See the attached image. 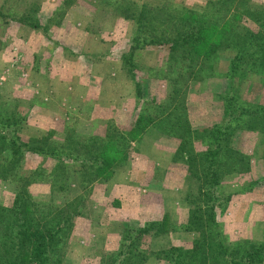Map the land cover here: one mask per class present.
Instances as JSON below:
<instances>
[{
    "label": "rangeland",
    "instance_id": "rangeland-1",
    "mask_svg": "<svg viewBox=\"0 0 264 264\" xmlns=\"http://www.w3.org/2000/svg\"><path fill=\"white\" fill-rule=\"evenodd\" d=\"M141 16L140 42L173 34L180 22L188 28L191 17L264 37V0H0V131L14 132L23 152L13 155L0 137V209L20 194L41 225H61L49 264H168L170 248L191 249L204 230L229 254L195 264H264V255L246 262L238 251L264 241V123L223 119L225 94L234 106H264V69L250 51L228 83L234 43L191 80L179 73L189 62L179 51L170 59L166 45L131 49ZM182 87L184 107L176 106ZM12 120L18 125L8 127ZM215 124L224 164L209 199L182 132L190 129L191 149L201 152ZM25 145L53 147L61 159ZM208 206L214 211L198 210ZM201 216L216 223L201 228ZM153 221L162 224L123 241L127 225Z\"/></svg>",
    "mask_w": 264,
    "mask_h": 264
},
{
    "label": "trees",
    "instance_id": "trees-1",
    "mask_svg": "<svg viewBox=\"0 0 264 264\" xmlns=\"http://www.w3.org/2000/svg\"><path fill=\"white\" fill-rule=\"evenodd\" d=\"M218 9L221 10L220 7H218ZM216 13L218 14L217 11ZM194 15L195 17L200 16L199 14ZM191 19L195 22V24L189 25L188 28L182 25L184 24V22H180V24L176 25L172 29L174 31L173 34L171 33L168 35L162 32L160 33V37H156L157 39L155 40L140 42L138 32L141 30L140 28L142 16L139 17L136 21L137 34L135 35L134 40L132 39L134 46H132L131 49H136L135 46L145 47L148 45H166L169 48L170 59L172 56L171 54H175L179 51L182 59L187 58L189 60L188 64L182 67V69H179V73L185 74L186 77L187 75H189L191 80L197 81L204 78V70L209 67L213 68V65H210L209 63L210 55L212 54V52H214L215 50L217 52L218 50H227L223 48H226L227 46L232 47V44L239 43L237 50L232 57L231 64H233V66H230L231 69L228 70L229 74L226 81H228V83H231L234 80V75H236L237 72L236 63H239L242 60V57L250 51H252L251 55L253 58V65L255 67L260 66L264 69L263 36L249 32L247 35L242 37L237 33L235 34L233 32H229L228 30L233 31V28H227V25L223 27L221 33L220 30L215 27L218 24V20L220 19L219 17L213 20V24L202 23L200 25L197 24L199 23V19L195 20L194 17H191ZM29 23L32 27H37V22ZM227 32L229 33V35H232L233 33V40L227 38ZM226 38L229 39V42L224 44V39ZM239 39H242V41ZM229 47L228 49H230ZM123 58L125 59L127 57L124 56ZM217 58L218 55L215 56L214 61H216ZM129 66L130 67L128 68V71L131 75H133L132 71L135 66L132 63ZM174 77L176 79L180 78L181 76L179 75L176 77L175 75ZM184 84L185 83H183V85ZM181 90V102L180 99H178L176 106H178V104L180 103L181 107H184V99L186 98L185 95L186 92L188 93V89L182 87ZM137 93H140L138 94L139 96L142 95L139 89L137 90ZM225 118H231L233 120H242L244 118H248L250 121V125L252 121H254L255 123L260 121L264 123V106L257 105L254 108L234 106L231 97L228 94H225L223 105V119ZM15 120L9 121V124L7 126L15 127L16 125H18ZM22 121L23 119L20 120V122ZM178 121L179 120L174 122V126L180 129V126L182 127V124L178 126L179 123H181ZM222 128L223 127L220 124H215L214 127L209 130L210 137L209 139H206V148L201 152H195L191 149L193 146L191 143V135L189 140L186 136L190 129L188 128L187 131H183L182 129L183 136L181 149H186V162L188 164V167H190L189 169L193 173L194 171L200 169L199 171H201V175L198 176L201 180V186L203 185L205 187L204 195L209 194V196L207 195L209 199H212V193L218 187L222 176L221 169L224 164V161L222 159V153H224V151L221 147L220 142V139L222 137ZM12 134L13 136L11 137L9 135L1 134L0 131V137L4 141L9 142L11 153L13 155L17 154L21 156L23 152H21L19 141H17L18 137L14 135V132H12ZM25 146L28 149L26 151L33 152L35 154L51 155L52 157H57L60 155L59 152L58 154L57 152H55L56 150L53 147L50 150H46L41 146ZM58 148L62 149V147ZM49 151L52 153H50ZM232 152L233 151L231 147H229V149H227V154H232ZM59 159H61L60 156ZM96 159L98 160V158ZM241 159L242 157H240L238 161H240ZM92 161L96 162L95 159H92ZM208 207V209H205L203 211L200 210V208L198 210L202 214L205 211H207L208 214L214 211V206ZM2 212L5 213L2 214ZM195 212L196 211L194 210L192 213L194 214ZM0 216L2 218L1 220L4 221V226H1L0 224V264H28L30 262H33V264H49L48 249L49 247H52L56 235L62 228L61 225H41L39 221L40 217H33L35 216V212H30L28 210L20 194L15 197L12 207L0 209ZM200 219L201 228H203V225L205 223L207 225L216 223L215 221H213V219L211 220L212 222H210L208 219H204L202 216L200 217ZM161 224L162 222H160L159 224L158 222L153 221L145 224L144 226H139L136 228L127 225V227L125 228L126 234L123 237V241H129V243L132 244L144 235L150 233L152 230H155V228H157V226ZM197 230L200 231V229L198 228ZM207 232L208 231L206 230L203 231V235H201V237H199V239L194 242L196 244H193V247L191 249L185 250L181 248L175 249V247L170 248L168 250L170 254L167 257L168 264H195L199 255L203 257L201 263H204L209 259V253L212 257V260H215L213 253H216L217 256L223 257V259H227L226 255L229 254L228 245H226L225 242L221 239L214 241L210 235H204V233ZM202 248L204 249L202 250ZM173 250H177L175 256L171 254ZM238 251L241 254L243 253L242 255H244L246 262H254L262 255H264V241H261L259 243H249L246 248L239 249ZM236 264H240V262H237Z\"/></svg>",
    "mask_w": 264,
    "mask_h": 264
}]
</instances>
